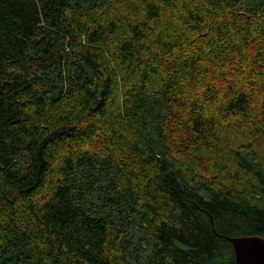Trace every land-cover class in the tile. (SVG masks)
Instances as JSON below:
<instances>
[{"label":"trees","instance_id":"1","mask_svg":"<svg viewBox=\"0 0 264 264\" xmlns=\"http://www.w3.org/2000/svg\"><path fill=\"white\" fill-rule=\"evenodd\" d=\"M237 237L264 238V0H0V264Z\"/></svg>","mask_w":264,"mask_h":264},{"label":"water","instance_id":"2","mask_svg":"<svg viewBox=\"0 0 264 264\" xmlns=\"http://www.w3.org/2000/svg\"><path fill=\"white\" fill-rule=\"evenodd\" d=\"M227 240L232 245L235 264H264V238L237 237Z\"/></svg>","mask_w":264,"mask_h":264},{"label":"rangeland","instance_id":"3","mask_svg":"<svg viewBox=\"0 0 264 264\" xmlns=\"http://www.w3.org/2000/svg\"><path fill=\"white\" fill-rule=\"evenodd\" d=\"M131 233H133L132 235L134 236V231H131ZM141 237V234H138V237L135 238V240L133 241V246L134 247H137L138 249V241H139V238ZM142 255V254H141Z\"/></svg>","mask_w":264,"mask_h":264}]
</instances>
